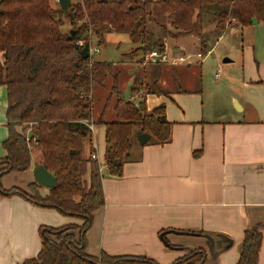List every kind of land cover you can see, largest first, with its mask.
<instances>
[{"label":"trees","instance_id":"obj_1","mask_svg":"<svg viewBox=\"0 0 264 264\" xmlns=\"http://www.w3.org/2000/svg\"><path fill=\"white\" fill-rule=\"evenodd\" d=\"M62 18L70 23L68 32L62 31ZM205 21L214 24L220 34L228 26L242 28L264 21V0H80L71 3L67 12L52 7L51 0H0V85L7 87L8 103V138L2 143L5 156L0 159V179L29 169L35 150L39 153L35 166L43 165L56 181L45 195H40L43 186L37 182L29 184L27 192L0 188V193L18 194L40 208L79 221L57 228L40 226L41 248L21 264H158L143 256L101 253L95 257L86 253L85 236L105 198L95 150L91 148L85 159L82 146L92 137L89 125L101 126L103 163L109 176L120 178L132 150L134 128L139 134L151 135V142L157 145L170 142L172 123L166 119L165 105L150 112L145 106L149 94L168 95L157 83L159 61H153L148 83H143L140 75L134 76L132 97L125 98L118 84L122 70L113 63L83 59L80 52L89 47V40L95 39L100 45L106 34L125 33L134 48L124 58L139 56L137 64L141 65L151 52L164 54L168 39H203ZM108 78L112 86L94 123L91 90L94 85L104 86ZM193 93L200 94L201 90ZM112 99L116 118L107 122L104 113ZM263 228L259 223L244 232L236 264L258 263ZM216 242L224 248L231 244L221 236ZM207 258L204 249H195L172 264H204Z\"/></svg>","mask_w":264,"mask_h":264},{"label":"crops","instance_id":"obj_2","mask_svg":"<svg viewBox=\"0 0 264 264\" xmlns=\"http://www.w3.org/2000/svg\"><path fill=\"white\" fill-rule=\"evenodd\" d=\"M237 29L233 25L228 31ZM246 79L243 100L232 99L237 110L228 114L227 121L205 119L196 99L199 94L193 91L147 95V112L165 105L166 119L172 123L171 140L165 145L131 143L120 178L108 175L103 163V128L92 124V137L82 146L83 156L88 158L94 148L105 202L94 212L85 236L88 255L143 256L158 264H172L189 251L204 249L208 256L204 264H236L244 232L264 224V64L258 63L257 75ZM129 97L131 93L125 98ZM7 106V87L0 85V159L5 156L2 143L8 138ZM113 107L112 103V111ZM99 115L92 111L94 123ZM115 117L105 120L112 122ZM34 154L25 172H11L0 179L2 190L27 192V186L35 183L32 173L39 153ZM46 193L43 187L40 195ZM53 211L18 194L0 193V264H21L35 257L41 248L40 226L79 223ZM201 231L215 241V256L207 251L206 235H194ZM162 232L168 233L169 248L159 239ZM261 233L257 264H264V228ZM217 236L231 244L220 247Z\"/></svg>","mask_w":264,"mask_h":264},{"label":"rangeland","instance_id":"obj_3","mask_svg":"<svg viewBox=\"0 0 264 264\" xmlns=\"http://www.w3.org/2000/svg\"><path fill=\"white\" fill-rule=\"evenodd\" d=\"M79 1L71 0L73 4ZM51 6L60 9L57 0H51ZM62 22V31L68 32L70 23L65 18H62ZM230 27L220 34L215 31L214 24L205 21L203 39L197 37L168 39L166 41L168 49L161 57L148 58L145 64L141 65L137 64L139 56H133L130 60L124 58L134 48L130 36L125 33H109L105 35V40L100 45L93 40V48L97 49V52H90L89 58L92 62L113 63L116 68L122 70L118 84L123 97L130 94V84H133L135 75H140L144 79L143 83H148L154 70L153 61H159L157 83L164 93L171 94L179 89L186 91L200 89L201 93L196 99L200 103L205 119L227 121L231 111L237 110L232 99L240 102L243 100L246 93V89L243 90L245 79L254 78L257 75V64H264V21L254 22L242 28L238 26L235 32H229ZM170 48L179 51L172 52ZM197 54L202 56L199 58ZM180 56H188L189 63L176 62ZM227 59L229 61L224 63L223 61ZM104 84L94 85L91 90L94 115H99L104 108L105 99L112 86L111 79H106ZM112 103L114 104V99L110 104ZM111 105L105 119L115 117L114 111L110 109ZM139 135L138 129L134 128L132 144L138 142ZM153 140L154 138L150 137L148 142L151 143ZM32 153L35 155L36 151L33 150Z\"/></svg>","mask_w":264,"mask_h":264},{"label":"water","instance_id":"obj_4","mask_svg":"<svg viewBox=\"0 0 264 264\" xmlns=\"http://www.w3.org/2000/svg\"><path fill=\"white\" fill-rule=\"evenodd\" d=\"M60 9L62 12H67V10L70 8L71 0H57ZM81 55L83 59L89 58L90 53L88 52V48L84 47L81 50ZM229 60H224V63H227ZM151 135H148L146 133L140 134L138 137V144L140 146L146 144L150 140ZM33 179L35 182H37L40 186H43L46 189H52L56 185L55 177L43 166L40 165L36 167L33 170ZM172 233L181 234V232L172 231ZM167 232H162L159 235L160 241L169 248V243L165 240V236L167 235ZM205 239L208 241V252L210 256H215L214 248H215V241L210 236H204Z\"/></svg>","mask_w":264,"mask_h":264},{"label":"built area","instance_id":"obj_5","mask_svg":"<svg viewBox=\"0 0 264 264\" xmlns=\"http://www.w3.org/2000/svg\"><path fill=\"white\" fill-rule=\"evenodd\" d=\"M80 46H83V42L82 41H80L79 43H78ZM93 40H89L88 41V52L90 53V52H97V49H95V48H93ZM197 56L200 58L202 55L201 54H197ZM159 57H161L159 54H157V52H151V53H149L148 54V56H147V59L148 58H151V59H156V58H159ZM189 57L187 56V57H182V56H180V58H178L177 59V61L176 62H178V63H180V62H183V63H189ZM90 127V129L92 130V125H90L89 126Z\"/></svg>","mask_w":264,"mask_h":264}]
</instances>
